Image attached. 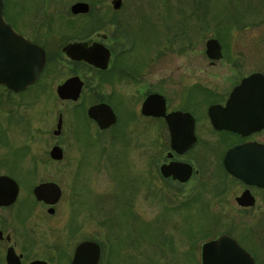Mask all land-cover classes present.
<instances>
[{"label":"flooded vegetation","instance_id":"obj_1","mask_svg":"<svg viewBox=\"0 0 264 264\" xmlns=\"http://www.w3.org/2000/svg\"><path fill=\"white\" fill-rule=\"evenodd\" d=\"M2 1L5 22L17 33L39 45L44 51L45 61L37 79L23 89L15 91L4 85L0 87L15 94L50 88L62 105L73 104L75 112H72V118L80 113L84 116L81 118L85 123L95 125L99 131H105L119 124L120 112L105 94H102V90L121 85H140L139 95L136 93L137 97H134L139 102V108L137 111L132 109L126 112L127 121L134 124L135 142L138 147V164L132 188L140 203L142 199L153 203L166 202L162 206L164 213H161L158 219H163L165 213H173L170 225L155 231L159 232V237L153 238L156 244L153 245V241H150L146 254L139 251L142 258L136 260L140 264H264V103L255 102L252 91H240L237 97L231 100L232 92L245 77L254 72L264 74V62L245 73L242 71L243 65L246 64L244 59H240L236 54L230 55L227 59L236 68L229 69L226 75L207 78L205 58L202 56L197 62V68L192 70L193 73L188 71L176 76V89L173 93L172 73L162 70L163 67L170 66L168 46L164 55L159 49L160 55L156 60L158 63L153 65V68H146L148 63L141 67L137 59H134L133 66L132 62H127L122 55L124 51L128 52L125 40L131 37L133 30L126 27L124 22L116 21L113 16L110 15V20L104 19L92 27L90 23L80 29L71 25L70 31L61 32L66 37L64 42L50 45V32L46 37L40 31L41 26L35 25L34 22H25L22 27L19 26V22L8 18L5 0ZM118 9L113 8L114 11ZM89 12L90 9L85 13L70 11L72 15H86ZM102 17L107 18L108 13ZM57 23L59 29L64 24L61 21ZM170 26L165 24L164 28L157 29L152 34V39L165 37V42L168 43L172 37ZM44 28L50 30L51 24ZM71 44H80L87 48L86 50L102 44L109 51L107 66L102 68L84 59L70 57L64 48ZM223 49L225 48L221 44L222 57L216 60L209 58L205 52L208 66H214L224 58L226 54ZM150 61L153 63L152 59ZM180 76L183 78L179 79ZM47 77H52L51 85L43 86L42 82ZM73 78L81 82L77 99L60 98L57 94L58 86ZM84 93H91L93 97L84 104L85 106H81L78 100ZM152 94L156 96L149 104L151 113H143V103ZM99 103L109 105L116 116L115 123L105 128H100L88 115V108ZM0 116L5 119H0V138L6 140L10 128L17 125L19 120L12 110H7ZM59 118L61 128L56 137L63 132L62 111L58 113L56 124ZM255 118L259 122L257 127H239L252 123ZM228 124H233L234 129L227 127ZM55 144L62 148L60 143ZM17 153L25 158V151L18 150ZM0 161V169H4V173L0 171V176L11 177L19 187L13 202L0 204V264H72L77 247L87 241L96 242L99 246L97 264L113 262V248L108 249L104 243L88 236L78 237L79 223L76 219L78 215L83 214L80 207V211H73L70 222L67 221L70 232L68 246L57 242L54 243L55 253L50 256L33 254L35 246L39 244L35 231L39 220L45 227H53L59 223L58 218H54L59 216V201L62 199L63 190L60 184L54 181L59 185L61 195L55 204H47L37 199L32 192L35 185L45 182L41 181L32 186L31 198L20 199L21 183L10 175L11 169L4 168L2 160ZM36 165L31 166V176ZM27 172L29 173V170ZM187 172L190 174L187 175ZM207 194L212 199L211 203L204 201ZM79 201L78 197H74L71 204L80 206L82 203H78ZM219 203L226 204L229 208L218 212ZM189 205L200 210L208 206L211 210L206 227L195 235V231L191 233L190 229L185 228L186 214L183 211H188ZM39 206L45 208L48 216L37 215ZM88 209L92 208L87 206ZM134 213V217L140 220L146 216L139 210ZM151 216L153 215L149 216L150 219ZM221 236L226 237L220 244L206 245ZM120 250L119 248L118 253ZM87 256H81L78 263L87 264Z\"/></svg>","mask_w":264,"mask_h":264},{"label":"rangeland","instance_id":"obj_2","mask_svg":"<svg viewBox=\"0 0 264 264\" xmlns=\"http://www.w3.org/2000/svg\"><path fill=\"white\" fill-rule=\"evenodd\" d=\"M76 1L87 2L90 12L86 15H72L69 8ZM204 1L122 0L121 7L114 11L111 0H5V11L8 18L19 22L21 27L25 22H34L41 26L40 31L46 37L50 32V45L64 42L66 37L61 32L69 30L71 25L80 29L90 23L92 27L104 19L110 20L111 15L133 30L131 37L125 40L128 52L122 54L123 59L132 62L133 66L134 59H137L141 67L148 63L146 68H153L158 63L159 49L164 55L168 46L170 66L162 70L172 73L174 93L176 76L188 71L193 73L198 60L203 57L207 78L226 75L229 69L236 68L227 59L230 55L236 54L244 59L246 64L242 71L245 73L264 62V0H210L209 6ZM107 13L108 17L103 18L102 15ZM57 21L64 23L60 29ZM50 24V30L44 28ZM165 24L172 27L171 40L166 43L165 37L152 39V34L164 28ZM209 37L217 38L225 48L223 50L226 55L214 66L207 65L208 59L205 56V42ZM178 78L182 79L183 76ZM51 81L52 77H47L42 85H51ZM139 88L140 85L129 84L128 87L121 85L102 90V94L119 110L120 121L110 130L99 131L95 125L85 123L80 113L72 118V112H75L73 104L62 105L50 88L15 94L0 87V114L12 110L19 120L17 125L10 128L6 140L0 138V160L4 168L11 169L10 175L21 183L20 199L31 198L32 186L41 181H56L63 190L59 201V216L54 218H58L59 223L45 227L39 220L35 230L39 244L35 246L33 254L50 256L55 253L54 243L57 242L68 246L70 232L67 221L70 222L73 211L78 207L83 213L76 219L79 223L78 237L88 236L104 243L108 249L113 248L114 259L111 264H140L136 260L142 258L139 251L146 254L150 241L154 245L156 243L153 238L159 237V232L155 231L170 225L173 212L169 215L165 213L163 219H158L164 213L162 206L166 202L153 203L142 199L140 203L132 188L138 164V147L134 124L127 121L126 112L132 109L137 111L139 108V102L134 99L136 93L139 95ZM92 97L93 94L84 93L78 103L82 106ZM122 97L124 100L121 101ZM60 111L63 112V132L56 137L53 130ZM0 119L5 120L2 116ZM55 143H60L63 148L60 161L49 157V150ZM18 150L26 152L25 158L19 156ZM34 164L37 165L31 176L30 170ZM74 197L80 199V206L71 204ZM204 199L212 202L208 194ZM87 206L92 209L87 210ZM219 206L218 212L229 208L222 203ZM202 209L191 205L188 211H183L186 214L185 228L190 229L191 233L195 231L194 235L204 230L210 218V208L205 206ZM137 210L146 215L144 219L134 217V211ZM40 214L48 216L42 206L37 209V215ZM150 215H153L152 219ZM156 218L158 220L155 221ZM119 248L121 252L118 253Z\"/></svg>","mask_w":264,"mask_h":264},{"label":"water","instance_id":"obj_3","mask_svg":"<svg viewBox=\"0 0 264 264\" xmlns=\"http://www.w3.org/2000/svg\"><path fill=\"white\" fill-rule=\"evenodd\" d=\"M111 4L114 9H118L122 4V0H111ZM88 10L89 4L84 1H76L70 6L72 13H85ZM64 49L74 59H84L102 68L107 66L109 51L102 44H97L88 50L80 44H71ZM205 52L211 59H220L222 57V50L219 40L215 37H209L205 42ZM44 61L45 54L43 49L20 33H17L10 24L5 22L3 17V1L0 0V85H4L15 91L23 89L37 79L43 69ZM74 78L68 79L65 83L58 86L57 94L60 98L77 99L81 89V82H77ZM240 91H252L255 102L264 103V74L254 72L245 77L232 92L231 100L236 98L237 93ZM155 96L152 94L144 101L142 106L143 113H151L149 104ZM88 115L97 122L100 128L108 127L116 121L112 108L105 103L90 106L88 108ZM258 125L259 122L255 118L252 123L242 124L239 127L255 128ZM227 127L234 129L233 124H228ZM60 128L61 118L58 119L53 134L58 135ZM50 157L55 160L62 159V148L57 144L53 145L50 149ZM162 170L166 173V169L163 168ZM189 174L187 172V175ZM18 191L19 187L14 179L5 175L0 176V204L13 202ZM32 192L37 199L43 200L50 205L55 204L61 195L59 185L51 180L35 185ZM49 211L53 210L49 209ZM225 237L221 236L218 240L211 241L206 245H218ZM86 254L88 255L86 258L87 264H97L99 258L98 244L93 241L81 243L76 249V256L72 264H79L80 257Z\"/></svg>","mask_w":264,"mask_h":264},{"label":"trees","instance_id":"obj_4","mask_svg":"<svg viewBox=\"0 0 264 264\" xmlns=\"http://www.w3.org/2000/svg\"><path fill=\"white\" fill-rule=\"evenodd\" d=\"M204 3H205L206 6H209L210 0H205Z\"/></svg>","mask_w":264,"mask_h":264}]
</instances>
